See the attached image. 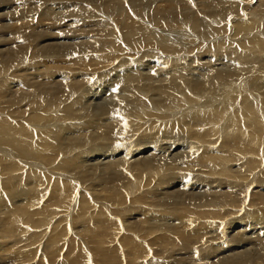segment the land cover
<instances>
[{"label":"bare ground","instance_id":"obj_1","mask_svg":"<svg viewBox=\"0 0 264 264\" xmlns=\"http://www.w3.org/2000/svg\"><path fill=\"white\" fill-rule=\"evenodd\" d=\"M14 1L20 2L14 4L18 15L22 0ZM58 1L36 0L29 6L32 17L25 2L21 14L26 18L10 19L9 29L2 24L9 13L0 22L2 35L11 36L4 44L20 43L0 49V73L22 65L26 56L29 66L35 64L20 70L34 75L29 86L15 89L14 80L0 82V215L10 217L0 226V240L14 239L0 243V264H264V0L253 5L251 0H164L142 20L139 15L132 19L128 8L114 16L104 7L101 14L94 10L104 17L96 24L87 23L95 13L91 7L87 12L84 4L76 10L71 6L54 17L42 15L59 23L64 14L74 17L53 36L72 41L84 32L96 39L52 45L45 29H28L31 21L38 22L40 5L54 12L49 5ZM201 17L221 22L215 32L230 30L228 23L235 21L233 39L219 46L202 43L207 22ZM155 18L185 26L183 33L190 37L178 45L157 36L160 24L152 25L156 31L144 25ZM34 38L42 41L27 48ZM128 53L142 56L133 61ZM40 55L55 57L42 62ZM148 55L151 72L143 75L139 60ZM62 56L68 61H53ZM94 78L106 86L103 98L97 94L102 104L81 92ZM79 91L82 98L69 100ZM174 95L183 101L187 95L210 112L201 106L176 117ZM2 104H8L7 113ZM15 104L18 111L11 108ZM33 108L44 111V117L30 114ZM166 109L175 113L168 117ZM221 123L225 134L216 140ZM175 126L184 140L167 137ZM15 170H23L24 177L8 181ZM207 173L221 178L209 180ZM18 207L32 230L26 232L15 215ZM201 215L207 218L199 221ZM43 237V244H34ZM24 242L25 254L17 251ZM63 247H74L76 254L66 257Z\"/></svg>","mask_w":264,"mask_h":264},{"label":"rangeland","instance_id":"obj_2","mask_svg":"<svg viewBox=\"0 0 264 264\" xmlns=\"http://www.w3.org/2000/svg\"><path fill=\"white\" fill-rule=\"evenodd\" d=\"M24 1V2H23ZM35 1L36 0H28V3L30 2V4H28L27 3V1L26 0H22L21 1V4L23 5L21 8H20V10H19V12H18V15H17V6L16 5H14V4H19V3H17V2H15L14 0H0V16H1V18H0V22L2 21V18L4 19L5 18V16H3L2 17V15H5L6 13H9L11 16L9 17V18H5L3 21H2V24L4 23V24H6L7 25V27H8V29L10 28V26L13 24V20H10V19H16V17H18V18H22V17H24V18H26V15L24 16V14H21V12L22 11H24V9H26L27 7H31V6H34L35 5ZM64 2H62L61 0L60 1H58L57 3H51L49 6H51V7H55V9H54V12H52V9H49V8H47L48 7V5H44V7H41V5L38 7V9H40V10H38L39 12H37L35 15L36 16H38V19L36 18V20L38 21V22H35L34 20L33 21H31L32 23H30V29H28V30H31V29H34V28H36L37 26H38V28H37V31H43L44 29H45V31H44V35H47V36H50L51 37V41H48V42H50L52 45H56L57 43H66V44H69V43H80V42H83L84 43V41H87L86 40V38L88 39H93V40H95L96 39V37H87L86 35H85V33L84 32H79L78 33V37L77 36H74V37H71V38H73V40L72 41H69V40H67L69 37H66L65 39H60L59 38V36H61L60 34L58 35V38H56V36H53V35H55V33L56 32H59L60 30H62V29H65V25L67 26V25H70V24H72L73 23V21L75 20L74 19V17L73 16H68V15H65L64 14V16H65V18H64V16L63 17H61V20L63 21V20H65V22H62L61 20V22L59 23V21H52V22H50V21H47V20H49V19H45L43 16H46V15H51V17H54L53 15H56L57 13H65V12H69V11H71L73 8H75V10L76 9H82V7H83V4H84V8H85V10L87 11V12H89V7H91L90 8V13L92 12V13H94L93 14V16H90L88 19H87V23H94V24H96V23H101L100 21H102V19H104V17L103 16H99V14L98 13H100V12H102V9L104 8V7H106L107 8V11H106V13L107 14H109V15H117L116 13H118L119 12V8H121L123 11H125L127 8L129 9L128 10V12L129 11H131L132 12V14L130 13V15L129 16H132V19H137V16L139 15V17H140V19L142 20V18H143V16H144V14L146 15V14H148V12L149 11H151L152 9H154L155 8V6H158V4L159 5H161V3L163 4V2H164V0H105V1H107V2H109V3H111L110 5L107 3V5L109 6H107L106 4H104V3H101L102 1L104 2V0H69L68 1V3H67V0H63ZM73 1V2H72ZM75 1V2H74ZM101 1V2H100ZM114 1V2H113ZM126 1V2H125ZM163 1V2H162ZM26 2V3H25ZM34 2V4H32ZM70 2V3H69ZM72 2V3H71ZM91 2V3H90ZM117 2H118V4H117ZM120 2H121V4H120ZM122 2H124V3H122ZM141 2V3H140ZM24 3H25V6H26V4H28L27 6H26V8H25V6H24ZM136 3V4H135ZM67 4V5H66ZM72 4V5H71ZM95 4V5H94ZM249 5H253V0H251V2H249L248 3ZM10 5H12V9H14V11H12L11 12V9H10ZM70 5V6H69ZM118 5V6H117ZM122 5H124V6H122ZM126 5H127V7H126ZM71 6L73 7V8H71ZM78 6V7H77ZM142 6V7H141ZM23 7H24V9H23ZM27 8L28 9V11L27 12H29L30 13V15H31V17H32V15L34 16V14L32 13V11H31V8ZM117 7H118V10H117ZM138 7V8H137ZM152 7V8H151ZM109 8V9H108ZM111 8V9H110ZM124 8H125V10H124ZM134 8V9H133ZM146 8V9H145ZM113 9V10H112ZM139 9V10H138ZM94 10H97V12L98 13H96V11H94ZM99 10V11H98ZM138 10V11H137ZM35 11H37V10H35ZM139 11H140V13H139ZM34 12V11H33ZM195 11H192V12H190V11H188L187 13L188 14H192V13H194ZM240 12H241V9H240ZM56 13V14H55ZM138 13V14H137ZM21 14V15H20ZM68 14V13H67ZM101 14V13H100ZM17 15V16H16ZM20 15V16H19ZM43 15V16H42ZM95 15H97V16H95ZM136 15V17L134 18V16ZM22 16V17H21ZM42 16V17H41ZM128 16V17H129ZM88 17V16H87ZM184 17V16H183ZM199 17V16H198ZM39 18H41V20L39 19ZM44 18V19H43ZM73 18V19H72ZM92 18V19H91ZM112 19H113V17H111ZM110 18V19H111ZM197 18V17H196ZM202 18V20H203V22L205 23V22H207L206 24H204L203 25V30H204V34L202 35V43L203 42H205L206 40H211V44L212 43H214L215 44V46H219L220 45V41H224V39L225 40H228L227 39V37H229V38H231V40L233 39L232 37H231V35H230V33H231V29H232V27H231V24H232V26H233V24L235 23V21L234 22H229L228 23V26H229V28L228 29H230V30H227V31H225L227 34H225V32H215L214 30H213V27L214 26H216V25H219V24H221V22H218V23H214L212 20H210V21H208L205 17H201ZM205 18V19H204ZM243 19V18H242ZM7 20V21H6ZM24 20H26V19H23V21ZM45 20V21H44ZM157 18H155V23H153L151 20L149 21L150 23H147V22H144V25H145V27H147V30H149V31H156L155 29H153L152 28V25H155L156 26V24L158 25V24H160L159 26H160V28L157 30V36H162L163 34V36L162 37H164V38H168L169 40H171V38H172V40L171 41H175V43H177L178 45H183V43H185V41L186 40H184V39H188L190 36L189 35H185V33H183V32H185L186 30L184 29L185 28V26H182V25H179V26H181V27H179L178 26V24L177 25H173L172 24V22H170L171 20H164V21H159V20H157ZM244 20V19H243ZM39 21H41V22H39ZM43 21V22H42ZM166 21H167V23H166ZM75 22V21H74ZM223 22V21H222ZM36 23H37V25H36ZM51 23V24H50ZM79 23L80 22H78V25H79ZM153 23V24H152ZM26 24H28V23H26ZM38 24H40V25H38ZM47 25V26H45V25ZM181 24V23H180ZM50 25V26H49ZM55 25V26H54ZM57 25V26H56ZM84 25V24H83ZM163 25H169L168 27H164ZM183 25H184V23H183ZM32 26H35V27H32ZM39 26H41V27H39ZM158 26V27H159ZM172 26H174V27H172ZM177 26V27H176ZM91 27L94 29V30H99V29H101V27L99 28V26H96L95 25V28H94V25L92 24L91 25ZM91 27H89L88 26V29H92ZM148 27H150L149 29H148ZM162 27V28H161ZM176 27V28H175ZM155 28V27H154ZM7 29V28H6ZM48 29H49V31H48ZM66 29L68 30H70V31H72L73 29L72 28H69V27H66ZM83 29V28H82ZM84 29H87V28H84ZM178 29L179 30H183V31H178ZM58 30V31H57ZM66 30V31H67ZM68 30V32H70ZM147 30H146V33H147ZM161 30H163V31H161ZM174 30V31H173ZM176 30L178 31V33L176 32ZM188 31H189V29H188ZM208 31L210 32V34L208 33ZM1 33H0V49L3 51H5V49H7L8 47H10V48H12L14 45H20V43H14V44H12V45H8V43L7 44H4V42L5 41H7V39H10V37L11 36H9V35H2L3 33V31H0ZM187 32V31H186ZM52 33V34H51ZM152 33V32H151ZM174 33V34H173ZM68 34V33H67ZM71 35H75L74 33H70ZM83 36H82V35ZM162 34V35H161ZM183 35H185V36H183ZM169 36V37H168ZM53 37V38H52ZM98 38V37H97ZM115 40V39H114ZM179 40V41H178ZM184 40V41H183ZM42 41V39H39V38H34L33 40H32V42H30V44L28 45V47L27 48H30V47H34L36 44H38L39 42H41ZM213 41V42H212ZM45 43H47V42H43V43H41V45H40V47L41 46H43ZM90 44V43H89ZM109 44V46H110V43H108ZM193 46H195V45H193ZM127 47V46H126ZM9 48V49H10ZM27 48L26 49H24V50H27ZM65 48V47H64ZM149 50H152V47L151 46H149ZM206 48H205V45L203 46V48H201L200 50H198V51H196L194 54L195 55H197V54H201L202 52H203V50H205ZM128 50H130L131 51V49L130 48H128ZM147 50V49H146ZM202 51V52H201ZM135 52V51H134ZM145 52H147V51H145ZM96 54H99V53H96ZM95 54V55H96ZM130 53H128V55H129ZM131 54H133L132 52H131ZM131 54H130V56H127V57H131ZM193 54V55H194ZM210 55V54H214V52H207V55ZM24 55H26V53L24 54ZM23 55V56H24ZM77 55V54H76ZM101 57L102 56H104L103 55V52H101V54H99ZM108 55H115V54H113V53H109ZM121 55L122 56H125L124 54H120V57H121ZM135 55H139V52L138 53H135ZM135 55H133L132 57H131V59L133 60V61H136V60H138L139 59V57H141L142 55H140V56H135ZM194 55V56H195ZM40 56H42V57H39V59L42 61V62H44V59H47V58H54L55 56H53V55H50V56H43V55H40ZM147 56V55H146ZM145 56V57H146ZM72 57H74V56H72ZM133 57H136V58H134L133 59ZM185 57H187V56H185ZM198 57H199V55H198ZM66 57H64V56H62V57H60V59H56V60H53V61H57V62H65V60L66 61H68V58L67 59H65ZM71 58V57H70ZM103 58V57H102ZM124 59H125V57H123V58H119L118 59V61H117V63L119 62V61H124ZM151 59H153V57H151L150 55H148V57L146 58V59H143V60H139V63H140V72L143 74V75H146V74H150V70H151V65H147V62H150V60ZM208 59V58H207ZM25 60L26 61H29V56H26L25 57ZM127 60H129V59H127ZM155 60V59H154ZM184 61L186 60V59H183ZM26 61H24V62H21V64L22 65H20L19 66V64H17V65H14V66H12V67H10V68H8L9 69V71H5L4 73H6V74H3V73H0V82H2V81H8V80H10V81H13L14 80V83H18V85H16L14 88L15 89H18V88H24V87H27V86H29L30 85V81L32 82L34 79H33V77H34V75H32L31 77H30V75H27V74H24V72H20V70H22L23 68H26V67H31L32 65H35L34 63L33 64H31L30 66H29V63H26ZM33 61V60H32ZM181 62V63H185V62ZM205 61V60H204ZM34 62H36V61H34ZM132 62V61H131ZM25 63V64H24ZM59 64V63H58ZM57 63H55L54 65H58ZM113 64V63H112ZM108 65V64H107ZM109 65H111V64H109ZM58 66H61V65H58ZM63 67H67L66 65L64 66V65H62ZM196 66V68H198L197 66L198 65H195ZM159 67H161V66H159ZM167 67L168 66H166V68L164 69V70H167ZM56 68H59V67H56ZM58 70V69H57ZM81 70H84V69H81ZM92 70H100V68H93ZM8 72H9V74H8ZM31 72V71H30ZM88 74H89V70L88 71H86ZM16 73H18L19 74V76L16 74ZM98 73H100V71H98ZM160 73H163V72H160ZM53 74V73H52ZM77 74H80V73H77L76 72V75ZM17 75V76H16ZM16 76V77H15ZM13 77V78H12ZM18 77V78H17ZM28 77V78H27ZM9 78V79H8ZM27 78V79H26ZM2 80V81H1ZM56 80H58V79H56ZM95 80V81H94ZM101 80L102 79H97V78H94V79H92V81L90 82V84H86L85 86H84V88H82V90H81V92L82 91H84L85 93H88V94H90V96L87 94L86 96H89V98L91 97L92 99H90L89 101H93V98H94V100H95V103L96 102H98V103H104V101H103V99L102 100H99V98L101 97V98H103L104 97V93H105V91H106V86L105 85H103L102 83H101ZM90 81V80H89ZM88 81V82H89ZM103 81V80H102ZM104 82V81H103ZM4 83H6V82H4ZM101 83V84H100ZM12 84V83H11ZM89 85V86H88ZM24 86V87H23ZM101 86V87H100ZM103 86V87H102ZM96 87V88H95ZM111 91V90H110ZM80 91L79 92H77V93H79V94H77V96H75L76 95V93L74 94V95H72L71 97H70V99L69 100H71V101H73L74 99H77V98H82L81 97V95H82V93H81ZM180 92H182V91H178V92H176L175 94H179ZM96 94V95H95ZM97 94H98V97H97ZM183 94V93H182ZM96 96V97H95ZM175 97H174V103L176 104L177 102V105H176V107H178V110L176 111V117H179L180 115H181V111H182V113L183 114H186V113H188L187 112V110L189 109V108H191V109H197V108H200L201 106H205V108H207L208 109V113L210 112L209 111V108H208V106L207 105H205V104H203V103H201V102H199V101H196V100H194V99H190V98H188L187 97V95H186V99H185V101H183V100H181V96L179 97V95H174ZM143 97L145 98V97H147L146 95H143ZM32 99L33 98H29V99H25V100H23V102H21V104L20 105H25V104H27L28 102H30V101H32ZM98 101H97V100ZM236 102V101H235ZM101 103V104H102ZM1 107H2V109L3 110H5L6 111V113H7V110H8V104H2L1 105ZM39 107H42V106H39ZM176 107L174 108V110L176 109ZM13 110H15V111H18L19 110V107H18V105H14V106H12L11 107ZM171 110V109H170ZM169 109H166V110H164V112H166V114H170L168 117H171L172 116V114L173 113H175V112H173V109L170 111ZM56 111V114L59 112L57 109L55 110ZM58 111V112H57ZM163 111H162V113H164ZM171 112H173V113H171ZM30 114H39V115H41V116H43L44 117V111H40L38 108H33L32 110H31V112H29ZM29 114V115H30ZM165 114V113H164ZM164 114H161L162 116H166V115H164ZM0 116H2L1 114H0ZM148 120V119H147ZM183 121H184V119H179L178 120V123L179 124H181V123H183ZM170 122H173V121H170ZM54 123V122H53ZM44 129V128H43ZM225 129H226V125L224 124V123H221V124H219L218 125V127H216V136L214 137V138H216V140H218V139H220V137L221 136H223L224 134H225ZM167 131H168V129H167ZM167 137H169V138H172V137H177V138H180V139H182V140H184L185 139V134L184 133H181V134H177L176 133V126L173 128V131L172 132H167ZM22 138H24V137H22ZM24 143L26 144V145H29V143L28 142H26V141H24ZM148 144V143H147ZM89 145V144H88ZM142 146H144L143 144H141ZM90 148H93V147H95V144H90V146H89ZM87 148V147H86ZM201 148H199V150H200ZM200 153H204V154H217L218 152H217V149L215 148V149H208V150H206V151H204L203 149H201L200 151H199ZM32 155H33V152H32ZM124 155V154H123ZM88 159V158H87ZM100 159H102V157H100L99 158V161H100ZM95 161V159L93 160V161H89V160H86L85 161V164H91V163H93ZM107 160H105L104 162H106ZM236 167H234L233 169H235ZM215 172L216 173H218L217 172V170H215ZM216 173H213L212 175H208L209 173H207L205 176H207V177H209V180H215L214 178H221L219 175H217ZM29 173L27 172L26 173V176L28 175ZM24 175H25V173L23 172V170H15L14 172H13V176L12 177H9L8 178V181H12L13 179H18L19 177H21V178H23L24 177ZM231 175H233V174H231ZM173 177H176L177 178V176L176 175H174L173 174ZM227 184H232V183H227ZM233 185V184H232ZM38 189H40V190H42V191H44V188H42V187H40V188H38ZM7 209V207H5V208H3V209H1V210H6ZM24 210V208L23 207H18V211H16L15 212V215H17L18 217H19V219L22 221V225L23 226H25L26 227V232H28V231H30V230H32L31 228H30V226L29 225H25L26 223V216L25 217H23V216H21L20 215V212L21 211H23ZM211 211V210H210ZM215 211L216 210H213V211H211L213 214L215 213ZM241 216V215H240ZM239 216V217H240ZM10 217H9V215H6V214H4V215H0V226L1 225H3V224H5L7 221H8V219H9ZM207 217H205V216H200L199 217V221L200 220H205ZM230 222V220L229 221H227L226 222V226H227V223H229ZM1 229V228H0ZM14 239H10V241H5V240H3L2 242H1V240H0V243H4V242H7V243H9V242H12ZM44 243V237H43V239L41 240V241H39V239H35V241H34V244L36 245V244H43ZM56 245H58V246H60V244L59 243H56ZM27 248H28V244H27V242H24L23 244H21L20 246H18V252H19V250H20V252H22L23 254H25V252H24V250H27ZM62 251H63V253H64V255L66 256V257H68V258H72L75 254H76V249L74 248V247H63L62 248ZM0 254H1V252H0ZM6 254H9V253H4L2 256H5ZM43 261H48L47 259H42ZM39 262H40V264H41V260H38ZM140 261V260H139ZM140 263V262H139ZM48 264H50V262L48 261Z\"/></svg>","mask_w":264,"mask_h":264}]
</instances>
